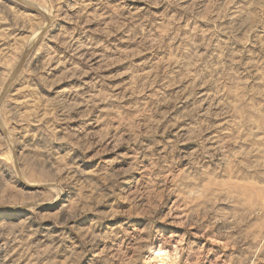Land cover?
Segmentation results:
<instances>
[{
	"label": "rangeland",
	"instance_id": "374dc122",
	"mask_svg": "<svg viewBox=\"0 0 264 264\" xmlns=\"http://www.w3.org/2000/svg\"><path fill=\"white\" fill-rule=\"evenodd\" d=\"M216 2L225 6L228 0ZM178 11L169 0H0V136L7 137L14 129V138L22 142L16 147L21 152L40 154L34 164L43 166L42 149L49 137L54 141L61 137L54 147L65 155L72 147L64 139L65 133L102 135L108 123L104 118L116 113L120 120L112 121L108 135L120 132L124 141L129 136L123 133L150 127L149 121L156 116L163 117L159 124L163 135L159 138L169 142L187 132L185 125L198 131V123L204 124L209 127L204 146L215 154L209 157V164L203 165L207 170L204 182L190 188L187 198L161 197V207L178 221L189 211L199 215L204 211L201 206L209 200L214 212L205 216L202 228H187L184 223L159 227L167 239L192 247L195 264H264V210L254 208L258 201H264V189L250 179L252 173L264 171V71L255 58L259 48L254 47L253 40L264 41V33L257 28L251 37L245 34L242 40L228 42L237 50L252 51L245 66L255 65L254 79L245 78V86L237 82L231 95H217L219 80L215 86L209 80L191 82V67L185 68L187 75H180L173 64L179 67L181 58L163 54L165 42L169 51L178 42L179 34L166 40ZM180 23L184 40L200 53H207L204 33L214 27L207 13L192 23L186 19ZM216 26L228 29L232 22L224 16ZM189 29L191 35H187ZM222 40L228 41V37L222 35ZM60 105L73 109V119L53 123ZM197 147L200 144L191 135L178 146ZM136 148V144L118 142L112 151L94 156L83 171L93 175L98 171L94 167L98 160L115 159L113 169L122 171L125 181L119 190L135 197L139 189L127 181L134 176L139 183L143 175L133 165ZM80 154L79 149L72 150L68 162ZM233 156L241 161L239 168ZM9 159L0 157L5 179L11 176ZM188 159L186 154L185 163ZM184 174L185 168H181L176 175ZM24 185L37 187L28 181ZM86 187L80 185L81 194ZM6 192L7 186L0 185V201ZM113 199L97 202L98 211L110 214L103 219L91 210L73 214L71 237L47 218L60 201L44 204L42 207L52 211L38 222L26 221L22 209L15 213L0 211V258L10 254V264H104L106 257L111 264H141L133 255L136 253L151 264H178L175 244L169 248L159 240L148 252L132 236H111L117 225L143 227L147 223L143 214H132L134 205L129 196L119 200V207ZM12 207L0 203V209ZM213 215L217 223L210 227ZM25 222L26 227L16 235L18 226ZM185 232L189 235L184 236ZM89 237L94 242L88 243ZM50 245H55L54 249Z\"/></svg>",
	"mask_w": 264,
	"mask_h": 264
},
{
	"label": "clouds",
	"instance_id": "9594fccd",
	"mask_svg": "<svg viewBox=\"0 0 264 264\" xmlns=\"http://www.w3.org/2000/svg\"><path fill=\"white\" fill-rule=\"evenodd\" d=\"M169 3L180 11L175 13L176 21L173 31L166 40L172 39L173 35L179 34V36L176 46L170 51L165 42L163 54L165 56L178 55L181 58L182 62L179 67L173 64L175 72L187 75L185 68L191 67V82L199 80L200 83H204L205 80H209L215 86L219 80L220 86L215 89L217 95H224L225 92L231 95L238 86L237 82H239V86H245V78L254 79L255 65L245 66L247 60L253 56L252 51L248 48L237 50L235 44L229 46L228 42L242 40L245 34L251 37L252 32L257 28L260 29V33H264V0H228L225 6L218 5L216 0H169ZM189 13H191L190 16ZM205 13H207L209 24L214 27L204 33L205 43L209 47L208 52L200 53L199 48L194 47L190 41L184 40V26L180 21L186 19L187 23H192L193 20L200 19ZM224 16L231 20L232 27L222 30L216 25ZM191 34V29H189L187 35ZM222 35L227 36L228 41L222 40ZM195 38L198 39L199 36L197 35ZM253 40L255 41L254 47L259 48V51L255 53V58L259 59L261 70L264 71V41L255 38ZM72 110L63 105L58 106L56 108L58 115L52 122L73 119ZM109 111L114 112L115 110L110 109ZM120 111H123V107L120 108ZM204 114L200 113V115ZM104 119L108 123L105 124L106 131L102 135L80 134L79 132L75 135H68L65 133L64 139L72 146L65 155H60L62 149L54 147V142L60 141L61 137H55V141L53 137H49L46 146L42 149V154L45 157L43 166L34 164L40 154L33 151L21 152L16 147L22 142L14 138V129L9 130L7 137L0 136V157H10L9 171L11 172V176L5 179L4 173L0 171V185L7 186L6 195L0 203L5 206H13L10 209L2 208L0 211L15 213L17 209H22L26 221L38 222L43 221L47 217V213L52 211L42 207L44 204L60 201L56 209L52 211V215L47 218L53 219L56 224L65 229L68 237H71L72 232L69 229L72 228L70 221L73 214L80 215L91 210L103 219L110 214L98 211V201L102 202L110 197H115L113 203L119 207V200L124 196H129L130 202L134 205L132 214L135 215L137 212L143 214L147 223L143 227L117 225L110 235L117 239H127L128 236H132L138 246L148 252L152 250L154 242L159 240H163L165 246L169 248L175 244L178 264H195V261L191 259L196 255L192 251V247H182L174 239H167L164 229L159 226L184 223L187 228H202L205 216L209 212H214V205L210 200L206 201L201 206L204 211L199 215L194 211H189L178 221L174 216L169 217L162 209L161 197L170 199L171 196L177 195L187 198L190 188L204 182L207 170L203 165L209 164V157L215 155L212 149L204 146L207 144L204 136L209 131V127L198 123L199 130L197 131L190 124L185 125L187 132L177 135L175 140L169 142L168 139L161 140L159 138L163 135L162 130L159 129L163 117L156 116L155 119L149 121L150 127L145 125L143 130L137 128L131 134L123 133V135L129 136V139L124 141L120 132L108 135V131L113 128L112 121L119 122V113L106 116ZM46 127L47 125H45ZM43 130L41 129V131ZM177 131L179 132V129ZM189 135L200 144V147L195 150L192 148L179 149L178 146L183 144ZM145 137L147 139H144ZM118 142L138 145V148L134 149L136 155L133 158V165L143 175L140 177L139 183L134 176L127 181L130 186L139 189L135 197H132L128 192L119 190L120 185L125 181L122 179L123 172L113 169L115 159L98 160L94 166L98 171L93 175H88L83 171L87 162L94 156L112 151ZM74 149H79L81 154L74 156L72 162L69 163V156ZM93 149H95L94 152ZM89 152H92L91 156ZM186 154L189 157L187 163H185ZM232 159L239 168L241 161L234 156ZM181 168H185V174L182 177H177L176 174ZM241 171L243 170L241 169ZM244 175L247 177L248 173H244ZM250 179L264 189V171L252 173ZM25 181L37 185V187L29 188L24 185ZM81 184L87 186L82 194L80 193ZM62 197L63 199H61ZM254 208L264 210V201H258ZM221 219L224 218L221 217ZM216 223L215 215L211 216L208 226L215 227ZM25 227L26 222L19 225L16 235H19ZM188 235L189 233L185 232L184 236ZM87 242L94 241L89 237ZM195 243V241L190 242L192 246H195ZM49 247L54 249L55 245ZM133 255L141 264H151V261L144 260L140 254L134 253ZM6 261L9 264L12 261L10 254L0 258V264H5ZM49 264H51L50 261ZM104 264H111L110 258L106 257ZM124 264L127 262L125 261Z\"/></svg>",
	"mask_w": 264,
	"mask_h": 264
}]
</instances>
